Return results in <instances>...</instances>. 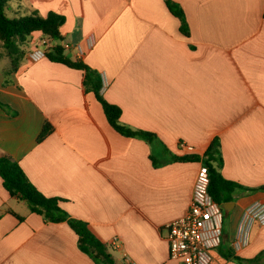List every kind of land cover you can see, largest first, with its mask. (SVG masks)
I'll list each match as a JSON object with an SVG mask.
<instances>
[{"label":"crops","instance_id":"crops-1","mask_svg":"<svg viewBox=\"0 0 264 264\" xmlns=\"http://www.w3.org/2000/svg\"><path fill=\"white\" fill-rule=\"evenodd\" d=\"M174 1L189 35L165 0H10L12 17L61 14L65 54L101 74L122 123L156 137L116 131L83 71L50 60L37 43L57 41L36 30L16 71L1 56L0 151L70 216L118 237V264H183L170 257L167 224L189 209L203 164L171 157L203 155L219 138L221 173L251 189L233 193L211 264H250L264 252V224H250L241 246L236 236L244 209L264 200V0ZM45 121L53 130L37 141ZM20 200L0 177V264H98L67 220Z\"/></svg>","mask_w":264,"mask_h":264},{"label":"trees","instance_id":"trees-1","mask_svg":"<svg viewBox=\"0 0 264 264\" xmlns=\"http://www.w3.org/2000/svg\"><path fill=\"white\" fill-rule=\"evenodd\" d=\"M10 0H0V40L4 48V54L10 60V66L6 72L16 71L22 57L24 56V43L28 41L29 35L36 30L42 31L45 37L56 40L53 46H45L44 53L52 61L62 62L68 66L83 71V85L86 91H92L101 102L107 120L119 133L152 140L155 133L144 129H133L121 122L122 109L119 105L109 102L101 93L103 80L101 74L81 60H72L65 54V46L60 27L63 16L56 12H49L42 16L37 12L11 17L7 13ZM169 10L177 16L180 21V30L189 35V26L183 7L174 0H165ZM2 56V54H0ZM53 125L45 121L37 137V141L43 140L51 131ZM219 138L214 139L203 155L200 154H172V160L180 161H202L209 173V191L213 198L221 205L232 200V195L237 189L250 190L251 188L227 179L221 173L222 156ZM155 164H161L153 157ZM0 177L3 179L4 187L12 197L25 200L33 212L41 214L47 221L67 220L78 235L80 248L88 253L98 264H118L111 249L113 243L103 240L90 226L87 221L74 218L60 205L65 200L61 197L46 196L29 180L21 167L19 161L7 152L0 151ZM13 212V211H12ZM16 214V213H14ZM20 219L22 216L16 214ZM250 264H264V252L259 253L251 259H243ZM129 264V263H128Z\"/></svg>","mask_w":264,"mask_h":264},{"label":"built area","instance_id":"built-area-1","mask_svg":"<svg viewBox=\"0 0 264 264\" xmlns=\"http://www.w3.org/2000/svg\"><path fill=\"white\" fill-rule=\"evenodd\" d=\"M44 47L46 41H43ZM188 150L191 145L182 143ZM224 209L209 191V173L202 166L195 180L190 207L187 212L167 224L169 254L183 264H211V250L222 240ZM253 222L264 224V201L257 200L248 205L241 216L236 245L241 246L247 241L248 226ZM119 241L115 237V245Z\"/></svg>","mask_w":264,"mask_h":264},{"label":"rangeland","instance_id":"rangeland-1","mask_svg":"<svg viewBox=\"0 0 264 264\" xmlns=\"http://www.w3.org/2000/svg\"><path fill=\"white\" fill-rule=\"evenodd\" d=\"M7 13H8V15L9 16H14L13 15V13H12V11H10V10H7ZM32 40V35H29V37H28V41L26 42V43H24V46L26 47L27 46V44H31V41ZM39 42V41H38ZM38 44V47L39 48H41L42 46L44 47V45H43V43H37ZM1 40H0V54H4V50H3V52H2V47H1ZM28 47V46H27ZM6 63V59L4 58V57H1L0 56V67H3V65ZM264 201V200H263ZM20 203H21V205L22 206H24L26 209H28L29 208V204H28V202L27 201H25V200H20ZM111 252H112V254L113 255H115L116 256V254H117V250H116V247H115V245H113V249H111Z\"/></svg>","mask_w":264,"mask_h":264},{"label":"water","instance_id":"water-1","mask_svg":"<svg viewBox=\"0 0 264 264\" xmlns=\"http://www.w3.org/2000/svg\"><path fill=\"white\" fill-rule=\"evenodd\" d=\"M229 204H233V202H225L222 204V207L225 211L229 210Z\"/></svg>","mask_w":264,"mask_h":264}]
</instances>
